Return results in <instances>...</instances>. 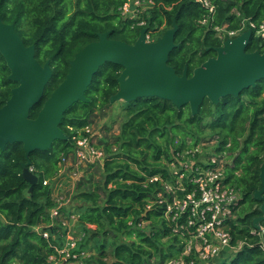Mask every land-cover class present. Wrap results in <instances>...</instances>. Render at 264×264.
<instances>
[{
    "label": "trees",
    "instance_id": "1",
    "mask_svg": "<svg viewBox=\"0 0 264 264\" xmlns=\"http://www.w3.org/2000/svg\"><path fill=\"white\" fill-rule=\"evenodd\" d=\"M152 1L154 8L149 13L138 20H125L118 12L123 0H0L1 20L13 25L26 47L34 46L36 61L40 65L49 62L52 72L29 118L37 117L65 79L69 62L97 41L98 34L109 32L110 40L132 45L142 30L135 25L140 20L145 21L153 41L175 23L177 48L167 65L177 76L186 68L190 77L221 46L214 27L226 24L236 30L244 18L257 24L264 21V0H208L214 7L212 14L193 0ZM254 51L264 52V44L251 40L246 52ZM121 72L120 66L110 63L99 68L85 92L88 102H77L64 113L59 129L66 140L55 141L50 149L35 151L28 159L18 143L0 150V264H43L54 247L61 245L66 234L62 220L70 214L78 215L76 229L83 233L76 250L88 254L82 264H166L177 259L187 236L174 229L188 215L185 212L171 222L166 211L173 199L183 200L194 186L185 172L178 169L175 174L170 166L183 159L176 154L204 143H212L213 152L226 160L225 182L241 197L232 210L233 218L225 222L236 250L213 264H264V232L253 227V220L261 216V203L253 194L261 188L264 161V79L236 98H222L217 105L205 99L194 116L188 106L177 109L158 98L122 103L118 134L106 135L96 143L104 153L102 163L83 168L74 180L72 206L51 223L59 163L63 157L72 160V139L77 132L92 127L98 117H106ZM9 74L0 56V108L16 87L7 80ZM103 130L108 133L111 128L105 125ZM27 161L38 177L31 193L21 176V165ZM154 177L157 180L151 182ZM140 222L143 228L138 227ZM36 227L48 237L43 238ZM260 228L264 230V221Z\"/></svg>",
    "mask_w": 264,
    "mask_h": 264
},
{
    "label": "water",
    "instance_id": "2",
    "mask_svg": "<svg viewBox=\"0 0 264 264\" xmlns=\"http://www.w3.org/2000/svg\"><path fill=\"white\" fill-rule=\"evenodd\" d=\"M176 31L177 25L173 23L161 37L146 43V30L142 29L132 45L110 40L109 32L98 34L97 41L75 54L65 79L44 102L37 117L30 119L29 111L41 100L52 76L51 68L49 62L40 65L34 57V46L26 47L13 25L0 20V55L10 72L7 80L18 84L0 108V150L18 143L28 159L31 153L46 151L55 141L66 140L59 129L64 113L77 102H88L85 92L99 68L106 63L122 68L117 78L118 91L110 98V104L158 98L177 109L188 106L192 116L198 113L205 99L217 105L222 98H236L264 79V52H246L252 39L251 31L214 48L215 57L195 68L190 77L186 68L177 76L167 65L170 53L177 48ZM21 167V176L30 185L31 193L38 177L29 171L28 161ZM259 178L261 188L253 194V199L261 203V216L253 220L256 230L261 229L260 222L264 221V161Z\"/></svg>",
    "mask_w": 264,
    "mask_h": 264
},
{
    "label": "built area",
    "instance_id": "3",
    "mask_svg": "<svg viewBox=\"0 0 264 264\" xmlns=\"http://www.w3.org/2000/svg\"><path fill=\"white\" fill-rule=\"evenodd\" d=\"M193 1L206 7L209 13H214V7L208 0ZM153 8L154 3L152 0H123V3L118 8V12L122 19L138 20ZM237 16L239 15L237 14ZM205 22L206 20H203L202 24ZM135 25L146 30V43L153 42L151 32L145 28L146 23L144 20H140ZM227 27L228 25L224 24L213 28L216 37L222 43L226 40H232L246 31H251V40L261 41L264 44V21L257 24L244 18L238 29L229 30ZM72 140L74 143L72 160L63 157L59 163V173L62 167L68 162H71L75 170L73 176H76L77 171L89 164L102 163L104 153L94 143L93 128L91 126H87L77 132ZM205 144L211 145L212 143L200 144L193 149L183 152L182 155L176 154V156L183 159L190 158L192 162L201 153L200 148L205 146ZM226 164V160L212 150L204 161L192 162L187 167V171L182 170L185 172L186 179L194 188L186 194L183 200L173 199L172 205L167 207L166 216L171 222H177L181 218V215L187 212L188 216L186 217L185 223L177 225L174 229L175 232L185 233L187 238L184 241L180 256L166 264H194L195 261L213 264L223 254H230L236 250L235 247L231 246V237L225 230V222L233 218L232 210L241 197L237 190L225 182ZM171 167L176 168V165L171 164L170 169ZM29 171L32 173L31 168H29ZM174 173L176 174V172ZM182 176L179 177L182 179ZM156 180L157 178L154 177L150 181ZM46 184L47 181H44L43 185ZM53 199L56 206L49 212L51 223L53 220L61 218L63 209L72 206L70 198L56 196ZM77 220V214H70L68 219L62 220V226L66 229V234L61 241V245L54 247V253L47 257L43 264H67L76 262L82 264L81 261L88 257V254L85 252L76 253L77 245L82 239L83 233L78 230L76 234L72 233L70 226L74 225L76 227ZM138 227L143 228L144 223H138ZM34 230L40 233L43 238L48 237V233L41 232L40 228L36 227ZM260 230L264 232L263 229Z\"/></svg>",
    "mask_w": 264,
    "mask_h": 264
},
{
    "label": "rangeland",
    "instance_id": "4",
    "mask_svg": "<svg viewBox=\"0 0 264 264\" xmlns=\"http://www.w3.org/2000/svg\"><path fill=\"white\" fill-rule=\"evenodd\" d=\"M122 103L123 102H121V101L113 103L112 106L107 111L105 118L98 117L95 120V124L92 126L95 145L99 141V139L103 138L106 135L108 136L111 134L112 135L118 134L119 127H120V125L122 123V119H123L122 110H121L122 109L121 108ZM105 125H107L111 128V130L108 133H106L103 130V126H105ZM207 144H209V143H207ZM211 151H212V145H210V144L206 145L205 144V146L200 148L201 153L197 157H195L192 162L204 161L208 157V154ZM192 162H191L190 158H188V159L184 158L182 161L179 162V164L176 166V168L171 167V170H173L174 172H177L178 169H181L183 171L184 170L187 171V169H188L187 167ZM177 167H179V168H177ZM82 170H83V168H81L79 171H77L76 176H73L75 170L73 169L71 162H68L66 165H64L62 167L61 172L59 173V175L57 176V179L54 182V184H56L60 181L63 182L62 189H61V191H59L58 196L71 199L74 180L76 178H78V175L81 174ZM71 177L73 178L72 182L70 180ZM180 180H181V177H179L178 181H180ZM144 226H145V224H144ZM70 230L72 233H75V234L77 233L76 232L77 229L74 225L70 226ZM14 264H17V263H14ZM70 264H77V262L76 263H70Z\"/></svg>",
    "mask_w": 264,
    "mask_h": 264
},
{
    "label": "crops",
    "instance_id": "5",
    "mask_svg": "<svg viewBox=\"0 0 264 264\" xmlns=\"http://www.w3.org/2000/svg\"><path fill=\"white\" fill-rule=\"evenodd\" d=\"M70 180L72 182L73 178L71 177ZM62 186H63V182L61 181L53 185V195H52L53 197H56L59 195V191H61Z\"/></svg>",
    "mask_w": 264,
    "mask_h": 264
},
{
    "label": "flooded vegetation",
    "instance_id": "6",
    "mask_svg": "<svg viewBox=\"0 0 264 264\" xmlns=\"http://www.w3.org/2000/svg\"><path fill=\"white\" fill-rule=\"evenodd\" d=\"M0 20H1V17H0ZM1 22L3 23V24H5L2 20H1ZM1 56V55H0ZM16 84V83H15ZM18 86V84H16V87ZM16 87H14V88H16ZM13 88V89H14ZM12 90V89H11ZM10 93H11V91H10Z\"/></svg>",
    "mask_w": 264,
    "mask_h": 264
}]
</instances>
